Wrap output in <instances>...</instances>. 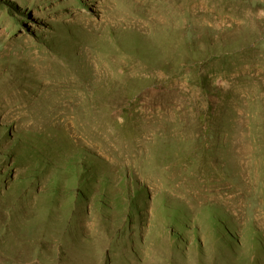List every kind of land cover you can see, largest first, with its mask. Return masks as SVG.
I'll return each mask as SVG.
<instances>
[{
    "label": "rangeland",
    "instance_id": "obj_1",
    "mask_svg": "<svg viewBox=\"0 0 264 264\" xmlns=\"http://www.w3.org/2000/svg\"><path fill=\"white\" fill-rule=\"evenodd\" d=\"M0 264H264V0H0Z\"/></svg>",
    "mask_w": 264,
    "mask_h": 264
},
{
    "label": "trees",
    "instance_id": "obj_2",
    "mask_svg": "<svg viewBox=\"0 0 264 264\" xmlns=\"http://www.w3.org/2000/svg\"><path fill=\"white\" fill-rule=\"evenodd\" d=\"M197 81H198V83L200 84V86H202V87H206V80L204 79V77H202V76H198V77H197Z\"/></svg>",
    "mask_w": 264,
    "mask_h": 264
}]
</instances>
